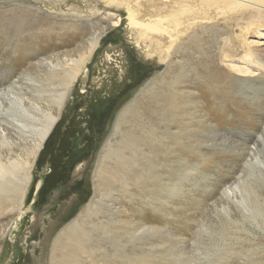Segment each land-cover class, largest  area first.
Returning <instances> with one entry per match:
<instances>
[{"label":"rangeland","instance_id":"1","mask_svg":"<svg viewBox=\"0 0 264 264\" xmlns=\"http://www.w3.org/2000/svg\"><path fill=\"white\" fill-rule=\"evenodd\" d=\"M20 14L42 22L28 28L26 23L14 21ZM126 15L123 2L0 0V126L12 143L0 145L4 159H23L33 140V135L20 134L17 128V105L13 101L16 93L24 94L25 105H29L33 95L29 77L41 79L50 61L63 62L85 51L86 37L93 33L91 21H99L96 30L101 33L93 57L86 64L88 75L81 74L74 81L58 122L38 152L23 211L19 216L7 211L0 214V264H49L54 237L93 197L99 151L118 112L160 72L161 68L149 64L143 56L144 45L136 44L133 32L127 28ZM246 28L242 41L239 35L244 28L234 31L239 35L232 37L224 57L216 63L217 71L222 75L242 74L239 70H245L246 76L262 77L263 83L258 85L264 88V20L257 19ZM228 32L225 28L213 29L199 36L200 40L192 38L176 58L189 62L187 69L202 60L195 58L200 56L199 50L214 58L219 38ZM188 49L196 53L188 57ZM203 69V65H198V73ZM174 70L179 71L180 67L175 66ZM251 89H245V93L252 96ZM195 90L199 93L200 109L207 111L206 117L213 124L209 128L201 124L200 130L196 121L189 119L191 105L183 107L184 118L191 121H183L179 130L184 132L191 125L187 129L190 134L193 127L200 131H196V144L189 146L194 150L190 167H179L177 163L172 174L182 172V193L156 208H163L162 214L155 211L158 203L150 207L141 203L139 192L132 202L122 195L115 197L128 214L137 207L142 214L132 213L134 217L159 225L166 236L174 234L183 239V264H264V97L260 95L264 96V91L252 96L253 100L256 96L261 99L251 105V101H240V95L231 92L213 98L204 86ZM164 92L167 94L162 97V110H167L176 101L166 89ZM138 100L140 109L147 100ZM147 110L142 112L145 116ZM156 120L152 118L151 122ZM174 125L170 123L172 129H167L165 122L158 130L170 132L176 129ZM181 139L186 142L187 137L183 135ZM170 142L173 143L171 137ZM181 147L183 150V143ZM161 150V156L169 161L170 150L162 146ZM241 150L243 156L239 154ZM164 242L168 250L175 243H169L168 237ZM133 248L131 244L130 249ZM166 259L170 257L159 256L160 264H174Z\"/></svg>","mask_w":264,"mask_h":264},{"label":"bare ground","instance_id":"2","mask_svg":"<svg viewBox=\"0 0 264 264\" xmlns=\"http://www.w3.org/2000/svg\"><path fill=\"white\" fill-rule=\"evenodd\" d=\"M105 1L107 4L124 3L129 32H133L131 34L135 36L136 44L144 45L142 54L147 58V62L161 69L118 112L112 130L99 151L93 176V197L54 237L49 264H160L159 256H169L170 259L166 260L173 261L174 264H183L185 251L180 250V243L184 240H179L180 237H174V234L166 236L167 232L161 230L159 225L147 224L139 216L134 217L132 213L142 214L137 207L128 214L115 196L122 195L128 202H132L136 195L141 193V203L147 207L158 203L154 207L155 211L162 214L163 208L162 210L156 208H160L169 200L171 202L182 193L183 187L179 184L182 172H178L176 176L172 175L176 172L174 169L177 163L179 167H190L194 150L189 146H194L198 141L196 131L202 130L201 124L208 128L213 124L206 117L207 111L200 109L201 103L198 99L200 97L195 90L196 87L204 86L213 98L227 96L223 94L231 92L233 95H240V101H251V105L258 104L261 97L256 96L253 100L252 96L264 91V88L258 85L263 83L262 77L246 76L243 74L245 70H239L242 74L230 72L220 75L216 63L219 64L224 57L232 37L237 34L234 32L236 29L244 28L241 31L243 34H237L242 41L247 26L251 27L257 19L264 20V0ZM29 14H20L16 17L13 15L14 21L20 25L26 23L28 28H34L35 23L42 22ZM227 14L228 17L225 18ZM14 21L11 22L15 24ZM91 22L89 27L93 33L86 37L85 51L76 58H66L63 62L51 64L50 61L41 79L29 77L33 93L29 105H25L24 94L16 93L13 97L17 105L15 112L18 114L16 119L19 133L24 135L29 133L33 135V140L23 159L19 157L13 160L4 159L0 151V214L7 211L14 216L20 215L23 211L38 152L60 118L74 81L81 74L88 75L86 64L92 59L101 36L96 30L99 21ZM224 28L229 32L219 38L220 43L216 47L214 58L204 50H199L200 56L193 57L198 59L202 57V60L197 64L193 63L188 69L186 64L189 62L184 59L186 57L183 58L184 62L176 58L192 38L200 40L199 36L201 37L203 33ZM195 53L193 49L187 50L188 57ZM198 65H203V72L198 73ZM175 66L180 67V70H174ZM247 88H252V96L245 93ZM165 89L176 102L169 109L162 110ZM140 98L146 99L147 102L137 109ZM44 104L45 109L42 108ZM186 105H191L189 119L195 120L197 123L195 125L200 129L193 127L191 134L187 130L191 125L187 126L184 132L179 130L183 121H191L184 118L183 107ZM178 107L179 111H176ZM144 109H148V112H145L146 116L142 113ZM193 113L197 116L193 117ZM152 118L157 119L156 123L151 122ZM165 122L167 129H172L170 123L175 124L176 129L170 132L158 130L161 129L158 126L165 125ZM183 135L187 137L186 142L181 139ZM170 137L173 143L170 142ZM182 143L183 150L189 148L187 151L182 150ZM11 144L6 130L0 126V145L4 147ZM176 145L180 149H176ZM161 146L170 150L169 161L161 156ZM239 154L243 156L244 151L241 150ZM210 157L207 158V162ZM166 237L169 238V243L175 242L172 243L173 246H169V250L164 245ZM131 244L136 249H130ZM134 250H141V253Z\"/></svg>","mask_w":264,"mask_h":264},{"label":"flooded vegetation","instance_id":"3","mask_svg":"<svg viewBox=\"0 0 264 264\" xmlns=\"http://www.w3.org/2000/svg\"><path fill=\"white\" fill-rule=\"evenodd\" d=\"M58 120H59V119H58ZM57 122H58V121H57ZM57 122H56V123H57ZM70 178H71V177H70ZM73 179H74V178H73ZM67 184H69V181H67Z\"/></svg>","mask_w":264,"mask_h":264},{"label":"water","instance_id":"4","mask_svg":"<svg viewBox=\"0 0 264 264\" xmlns=\"http://www.w3.org/2000/svg\"><path fill=\"white\" fill-rule=\"evenodd\" d=\"M74 177L72 176V179H73Z\"/></svg>","mask_w":264,"mask_h":264}]
</instances>
